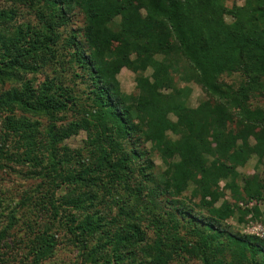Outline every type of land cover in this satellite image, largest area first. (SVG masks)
Returning a JSON list of instances; mask_svg holds the SVG:
<instances>
[{"label":"trees","instance_id":"1","mask_svg":"<svg viewBox=\"0 0 264 264\" xmlns=\"http://www.w3.org/2000/svg\"><path fill=\"white\" fill-rule=\"evenodd\" d=\"M4 1L0 24L24 10L33 20L0 29V84L63 48L56 64L82 78L87 99L63 77L0 88V170L38 181L12 207L0 193V264L7 254L41 264L60 243L77 249V264H264V238L226 224L264 223V107L254 103L264 97V0ZM123 68L136 74L134 93ZM189 83L206 94L195 107ZM78 130L83 148L62 145ZM253 156L254 173L241 171Z\"/></svg>","mask_w":264,"mask_h":264},{"label":"rangeland","instance_id":"2","mask_svg":"<svg viewBox=\"0 0 264 264\" xmlns=\"http://www.w3.org/2000/svg\"><path fill=\"white\" fill-rule=\"evenodd\" d=\"M246 0H228V4H238L242 5L245 3ZM0 6L2 8H11L12 4L8 1L0 0ZM18 17L16 20H11L10 23L7 24H0V29H4L3 27H10L9 29L11 30L15 23L18 24L20 22H23L25 20H33V15L31 13H28L27 11L19 12ZM73 22L74 26L79 28L83 26L84 22V17L81 12L76 10L73 14ZM24 19V20H23ZM10 25H13L10 26ZM65 33V32H64ZM117 42L115 41L113 45H116ZM61 55L62 53L65 54V50L63 48L61 49ZM58 53V56L56 55L55 59L45 63V61H41L40 59L37 60H31V63H33V68L35 69H27V70H22L19 73V79L18 80H7L4 82L2 85L0 84L1 87H5L6 89L11 88L12 86H18L21 87V82L22 80L28 81L30 80L32 82V85L35 87H40V85L44 82H47L48 80H54V79H60L64 78V81L66 82L67 86H70L74 89V94L75 96L80 99V104L83 103L86 98V94L84 93V88L85 84L82 82V78H77L75 75L71 72L65 71L63 72L62 68L60 67V60L58 59L61 56ZM49 57H53L52 54H47ZM62 56H61V58ZM59 60V61H58ZM31 66V65H30ZM58 69V72H61L62 75H58L54 73V70ZM145 76H148L151 78L152 76V70L147 69L145 72ZM67 77V78H66ZM119 79L122 84V88L128 92V93H134L136 92V74L128 69V68H123L121 73L119 74ZM178 81V86L179 87H184L186 86V82ZM188 86L192 88V92L190 95V104L195 107L197 106L201 100H203L206 97V94L202 90V88L196 84V83H189ZM87 99V98H86ZM254 103L264 107V97L263 98H258L254 100ZM76 111H79L75 109V111H69L65 116H62V121L63 125H67L68 123L75 121L78 117L79 114H77ZM16 116L21 115V110L17 109L15 110ZM25 116L28 117V120L38 122L36 125V129L38 130H44L43 128H47V119L46 117L38 116L35 114H30L27 113ZM40 123V125H39ZM2 131V119L0 118V134ZM85 139H86V132L84 130H78V132L74 133L72 136H70L68 139H66L62 145H66L67 147L71 149H81L85 146ZM61 145V146H62ZM258 161L257 156H253L251 160L247 163L245 167L240 168L241 171L245 173H254L255 171V166ZM156 162L158 165H161V159L159 157H156ZM19 166H15L16 171L19 170ZM264 168V164L260 166V169ZM14 170V169H13ZM20 175H17L16 173L12 172L11 170H0V193H2V197L5 198L6 204L10 203L11 207L16 205V203L19 202L20 197H21V192L25 190L26 188H29L33 185H36L38 181L35 179H27V178H22L19 177ZM252 205V204H250ZM264 207V206H262ZM4 218V217H3ZM7 219L4 218L3 224H7ZM261 221V220H259ZM256 223L255 220H252L249 218L248 222L240 225L237 223L236 219H230L226 223L227 225L231 226L232 230H242L243 232L246 233H251L253 224ZM263 223V222H261ZM22 224L18 225L15 230L12 232L19 233L21 232ZM2 230V229H1ZM20 231V232H19ZM13 235V234H12ZM8 238L9 240H12L13 238L11 237ZM59 239L63 242L65 239V236L60 235ZM9 252V250H8ZM25 253V252H23ZM77 249L69 245L67 243H60L57 247L55 246H50L47 247L41 254L39 255L40 263L41 264H77L76 257H77ZM5 258H8V264H21L19 262V257L18 256H11L7 254ZM24 259V258H23ZM173 264H183L182 261H175ZM189 264H202L201 261L192 259L190 260Z\"/></svg>","mask_w":264,"mask_h":264},{"label":"built area","instance_id":"3","mask_svg":"<svg viewBox=\"0 0 264 264\" xmlns=\"http://www.w3.org/2000/svg\"><path fill=\"white\" fill-rule=\"evenodd\" d=\"M251 233L258 234L264 238V223L257 222L253 224Z\"/></svg>","mask_w":264,"mask_h":264}]
</instances>
